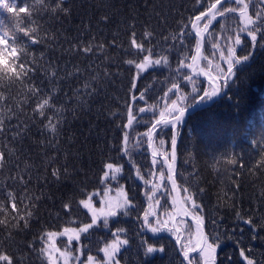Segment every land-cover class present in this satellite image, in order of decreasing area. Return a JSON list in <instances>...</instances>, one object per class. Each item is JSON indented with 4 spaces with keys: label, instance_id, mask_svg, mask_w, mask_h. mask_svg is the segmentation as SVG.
I'll return each mask as SVG.
<instances>
[{
    "label": "snow or ice",
    "instance_id": "snow-or-ice-1",
    "mask_svg": "<svg viewBox=\"0 0 264 264\" xmlns=\"http://www.w3.org/2000/svg\"><path fill=\"white\" fill-rule=\"evenodd\" d=\"M18 2L19 0H0V9L15 17L25 14L28 25L35 23L32 19L33 11H50L53 15L67 14L69 11L67 7L62 6L64 0H31V3L39 5V8H30L27 0L18 7ZM196 3L203 5L197 14L189 17L187 23H181L175 32L163 35L161 41H157L156 34L149 30L148 25L143 26L138 36L135 21H129L127 24L130 29L128 50L131 51H126L132 58L125 60V63L130 66L132 75L125 123L120 126L121 140L116 152L122 154L134 169V178L148 186L144 190L147 207L133 217L139 223L132 235H129V229L121 223L122 217L133 216L136 211L134 200L129 197L124 185L120 184L124 173L122 163L115 158L105 159L96 181L98 186L93 191H88L86 172L72 169L70 173L67 164L57 167L59 161L56 160V155H68L61 151L60 144L64 135L65 112L73 103V97L79 99L84 95L92 97L101 94L102 90L94 83L95 76L91 82L86 78V73L93 66L87 65L83 70L75 66L74 71L64 77L58 70H53L48 77V84L53 86L45 87L43 76H37L35 52L29 51V48L42 42L38 33L30 26L21 27L19 22L16 23L15 29L16 32H22L23 37L10 35L7 29L0 33V81L9 82L6 90L0 91V111L7 109V112H13L9 98L12 85L27 89L32 97L29 108L31 124L17 116L16 123H12L11 117H8L9 124L6 126L4 118L0 117V176L4 177V180L0 181V214L4 216V219H0V225L7 227L6 221L10 218L9 241H15L16 234L29 232L33 221L39 222L37 202L41 196H29L31 188L38 184H59L68 189L58 201L59 211L67 218L62 229H42L24 243L23 249L18 245L12 251L0 247V264H30V255L35 256L40 264H124L125 256L133 249L137 256L136 264H156L158 255H167L164 244L159 243L162 239L161 233L165 232L174 235L176 243L181 245V264H201V261L202 264H217V249L220 248L221 236L219 233L210 235L203 230L204 205L198 202V196L203 194L204 188L190 191L189 187L177 184L175 164L179 128L186 123V114L191 116L189 108L196 110L195 104L187 103L189 96L193 101H197L198 96L199 101L205 104L215 97H220L224 89L237 85L238 72L243 74L250 69L254 50L264 49V0H196ZM109 19L107 15L100 17L105 24ZM163 22L165 20L161 18V23ZM226 23L228 27H225ZM111 44L116 46L115 39ZM104 48L103 43L95 48L91 44L72 45L65 51L97 56ZM208 48L212 51L208 52ZM238 49L240 55L237 54ZM170 57L175 61L174 69ZM212 57L222 62L215 63V75L210 71L214 64ZM102 58L107 59L106 56ZM202 61L206 63L202 65ZM163 69L176 75L168 80L166 90H162L160 99L164 101V106L157 112L156 103L149 102L155 100L156 92L151 78L156 73L163 74ZM201 76L207 78L209 87H203L204 82H201L200 87L196 86L195 78ZM69 77L79 83L75 86L66 84L64 90L55 87L61 79L67 81ZM188 84L192 85L190 93L186 90ZM58 91L60 95H57ZM61 96L64 98L62 102ZM261 99H264V93H261ZM137 100L142 104L137 106ZM5 101L9 103L5 104ZM236 106L239 108L240 103L237 102ZM19 112H23V109L17 102L16 113ZM24 115L27 116L28 112H24ZM145 120H148L147 130L133 137V147L146 143L147 148L151 150V167L148 169L147 178L140 171V166L134 163L128 147L130 134ZM33 127L36 129L35 134L31 131ZM165 134L169 136V140L164 139ZM141 136L144 137L143 141ZM70 140L69 137L66 142ZM26 141H31V144L26 145ZM37 144L41 152L45 153L43 160L49 161L50 166L34 177L30 171L33 166L25 161V167L21 169L19 161ZM49 149L53 150V155H48ZM225 159L232 165L233 176L239 177L241 172L238 169L245 167L243 158ZM157 165H160L159 169ZM248 171L264 175V155H260ZM45 172L49 173L52 179H48L44 175ZM79 176H84L85 180L75 183ZM5 181H10L13 186L18 185L19 191ZM69 181L73 183H68ZM113 184L116 185L115 189ZM240 190V183L233 178L229 190L224 195L233 199L239 195ZM113 191L115 196H110ZM170 192L177 193L171 198V213L167 207H160L164 194ZM181 192L185 195L180 196ZM45 199L51 201L53 198L49 195ZM236 206L233 199V207ZM161 213L164 219H161ZM235 215L256 230L257 225L253 223L251 216L245 218L241 216L240 211H236ZM80 216L86 219L80 220ZM178 225L186 226L184 230L189 233L187 240ZM193 228L194 241L191 238ZM99 229L108 230L111 239L104 241L97 248V254L93 255L90 247L92 237ZM146 233H151L152 237H148ZM224 239H228L227 234ZM246 251L251 252V249L240 250V256L246 264H257L254 257L245 254Z\"/></svg>",
    "mask_w": 264,
    "mask_h": 264
},
{
    "label": "trees",
    "instance_id": "trees-1",
    "mask_svg": "<svg viewBox=\"0 0 264 264\" xmlns=\"http://www.w3.org/2000/svg\"><path fill=\"white\" fill-rule=\"evenodd\" d=\"M24 2L25 0H19L17 6H21ZM27 2L30 8L40 7L33 5L31 0ZM62 6L68 8L67 14L53 15L50 11L47 13L33 11L32 19L35 23L32 25H28L25 14L15 17L6 10L0 9V33L7 29L10 35L23 37L22 32H16L17 22L21 27L30 26L38 33L42 42L29 48V51L35 52L37 76H43L45 87L53 86L48 84V77L53 70H58V73L64 77L74 71L75 66H79L82 70L87 65L93 66L86 73V78L91 82L92 77L95 76L94 83L102 90L101 94L92 97L84 95L79 99L73 97V103L65 112L64 135L60 144L61 151L68 155H56V160L59 161L57 167L67 164L70 173L72 169L86 172L88 191H93L98 186L96 181L105 159L115 158L122 163L124 173L120 184L124 185L129 197L134 200L136 211L133 216L122 217L121 223L123 227L129 229V235H132L139 223L133 217L147 207L144 190L148 186L134 178L132 175L134 169L122 154L116 152L121 140L120 126L125 123L126 102L130 96L129 82L132 75L130 66L125 63V60L132 58L128 55V51L131 50H128L130 29L127 24L129 21H135L138 36L143 26L148 25L149 30L156 34L157 41H161L163 35L175 32L181 23H187L188 18L197 14L203 5L197 4L196 0H64ZM104 15L110 18L107 24L100 20V17ZM161 18L165 22L161 23ZM225 27H228L227 23ZM45 34H47L46 39ZM113 39L116 41V46L111 44ZM100 43H103L105 48L97 56L65 51L72 45L91 44L95 48ZM211 51V48H208V52ZM237 54H241L239 49ZM104 56L107 59H103ZM29 59L31 60L32 57L30 56ZM169 59L174 69L175 61L171 57ZM212 59L214 64L210 71L215 74V63L222 62L214 57ZM162 72L163 74L156 73L151 78L156 92L155 100L149 102L156 103L157 112L164 106V101L160 99L163 95L162 90H166L168 80L176 75L174 72L169 74L167 69H163ZM237 75L239 79L235 87L230 86L224 89L214 104L199 109L188 118L182 130L178 148L177 181L178 185L187 186L190 191H198L199 187L204 188L203 194L198 196V202L204 205L205 233L210 235L219 233L221 236L217 264H246L240 256L241 249H251V252L246 251L245 254L254 257L257 264H261L264 262V175L250 172L248 169L260 158V155H264V147H262L264 146V99H261V93H264V49H255L250 69L243 74L238 72ZM195 79L196 86L200 87L203 81ZM245 82L247 88H245ZM8 83V81H0V86H3L0 87V91L6 90ZM78 83L74 78L69 77L67 81L61 79L55 87L64 90L66 84L75 86ZM203 87H208L205 82ZM191 89L192 85L188 84L186 90L190 93ZM57 95H60L59 91ZM9 98L13 112H7V109L0 111V117L4 118L5 125L9 124L8 117H11L12 123H16L17 116L31 124L29 108L32 97L27 89L12 85ZM63 99L61 96V102ZM84 101L87 102L84 103ZM197 101H193L189 96L187 103L195 104ZM17 102L23 112L16 113ZM237 102L240 103L239 108L236 106ZM141 104L142 102L137 100L136 105ZM24 112H28V115L25 116ZM133 113L135 115L136 106L133 107ZM117 117L120 118L117 119ZM147 127L148 120H145L135 132L130 134L128 145L134 163L140 166V171L146 178L148 169L151 167L150 153L146 143L134 148L133 137L146 131ZM31 131L33 134L36 133L34 127ZM69 137L70 142H66ZM140 139L143 141L144 137L141 136ZM164 139L169 140V136L165 134ZM27 144H31V141H26ZM145 149L147 151H144ZM47 153L54 154L51 149L47 150ZM44 155L40 146L35 145L21 157L19 161L21 169L25 167V161H27L33 166L30 171L34 177L44 172V169L50 166L49 161L43 160ZM226 157L243 158L245 167L238 169L241 172L239 177L233 176L232 165L227 163ZM159 168L160 165H157V169ZM44 175L52 179L49 173L45 172ZM233 178L237 179L241 185L239 195L233 198L236 201V207H233V199L224 195L229 190ZM3 180L4 177L0 176V181ZM80 180H85V177L79 176L75 183H79ZM5 182L19 191L18 185L13 186L10 181ZM115 187L116 185L113 184L114 189ZM67 191L66 187L59 184L48 186L38 184L31 188L28 192L29 196H41L37 202L39 222L33 221L29 232L16 234L15 241H9L8 231L11 228L9 218L6 221L7 227L0 225V247L12 251L18 245L23 249L24 243L42 229L61 230L67 218L59 211L58 201L62 193ZM49 195L53 198L51 201L45 199ZM183 195L185 193L181 192V196ZM171 198V192L165 193L164 199L160 201V207H167L170 213L173 211ZM236 211H240L241 216L245 218L251 216L253 223L257 225L256 230L238 219L235 215ZM0 219H4L3 214H0ZM79 219L84 220L86 217L80 216ZM161 219H164L163 213H161ZM178 226H181L184 239L187 240L189 233L184 230L186 226ZM225 234L228 239H224ZM146 235L152 237L151 233ZM161 236L159 243L164 244L167 255H158L156 264H181L180 248L175 241V236L167 232L161 233ZM191 238L195 240L194 228ZM110 239L108 230H96L90 246L92 254L96 255L97 248ZM153 242L156 241L153 239ZM136 261V252L133 249L125 256L124 264H136ZM29 262L40 264V261L31 255Z\"/></svg>",
    "mask_w": 264,
    "mask_h": 264
},
{
    "label": "water",
    "instance_id": "water-1",
    "mask_svg": "<svg viewBox=\"0 0 264 264\" xmlns=\"http://www.w3.org/2000/svg\"><path fill=\"white\" fill-rule=\"evenodd\" d=\"M203 79H205V80H207V78L206 77H204V76H201ZM217 97H215V98H213V100L212 101H209L206 105H208V104H210L211 102H213L215 99H216ZM202 106H205V105H201V106H197L196 105V110L198 109V108H200V107H202ZM195 110V111H196ZM195 111H193V109L192 108H190L189 109V113H193V112H195ZM188 118V115L186 114V118L185 119H187ZM179 139H180V137H179ZM179 139H178V142H177V146H178V143H179ZM151 151V150H150ZM170 187H171V185H170ZM172 194H173V196H176L177 195V193H175V192H172ZM179 205H177V207H178ZM177 220H179V217L177 218ZM204 230V229H203ZM179 247H180V244H179Z\"/></svg>",
    "mask_w": 264,
    "mask_h": 264
},
{
    "label": "rangeland",
    "instance_id": "rangeland-1",
    "mask_svg": "<svg viewBox=\"0 0 264 264\" xmlns=\"http://www.w3.org/2000/svg\"><path fill=\"white\" fill-rule=\"evenodd\" d=\"M110 196H115V192H112L109 194ZM99 207V205H97ZM217 253H218V249H217Z\"/></svg>",
    "mask_w": 264,
    "mask_h": 264
}]
</instances>
